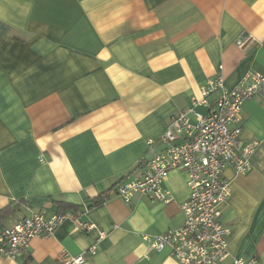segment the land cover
Here are the masks:
<instances>
[{
	"label": "crops",
	"instance_id": "obj_1",
	"mask_svg": "<svg viewBox=\"0 0 264 264\" xmlns=\"http://www.w3.org/2000/svg\"><path fill=\"white\" fill-rule=\"evenodd\" d=\"M250 73L264 76V0H0V211L10 207L0 237L31 212L70 215L0 264H59L66 254L180 264L150 240L184 224L186 172L164 183L170 204L137 196L127 205L112 191L164 150L170 121L207 80L222 76L232 89ZM243 106L241 144L257 146L247 173L223 171L231 257L222 264H264V96Z\"/></svg>",
	"mask_w": 264,
	"mask_h": 264
},
{
	"label": "built area",
	"instance_id": "obj_2",
	"mask_svg": "<svg viewBox=\"0 0 264 264\" xmlns=\"http://www.w3.org/2000/svg\"><path fill=\"white\" fill-rule=\"evenodd\" d=\"M223 79L222 76L209 79L201 86L200 97L193 98L191 106L170 121L161 139L164 150L142 163V174L129 176L112 191L127 205L137 196L170 204L172 197L162 187L172 171L186 172L190 195L181 206L184 224L150 240L153 251L169 248L172 258L180 264H222L231 257L228 251L231 230L223 224L221 211L231 195V187L223 171L232 166L239 174L247 173L251 169L248 157L257 146L256 142L241 144L240 124L243 104L258 94L264 96V76L247 74L232 89L225 87ZM215 93L218 98L210 103L209 97ZM198 108H205L207 113H200ZM69 217L65 212L52 216L31 212L1 232L0 255L9 260L23 257L35 238L53 236ZM79 227L91 231L94 225L82 222ZM96 250L93 247L90 252L95 254ZM256 262L255 257L233 258L230 264ZM84 263L83 255L66 254L59 264Z\"/></svg>",
	"mask_w": 264,
	"mask_h": 264
},
{
	"label": "trees",
	"instance_id": "obj_3",
	"mask_svg": "<svg viewBox=\"0 0 264 264\" xmlns=\"http://www.w3.org/2000/svg\"><path fill=\"white\" fill-rule=\"evenodd\" d=\"M107 197H108V193L99 195L97 198L93 199L92 202H90V204H91L90 206L94 207V206L99 205V203L102 204L103 202L106 201ZM9 210H10V207L1 210L0 216H2L3 214H6Z\"/></svg>",
	"mask_w": 264,
	"mask_h": 264
}]
</instances>
